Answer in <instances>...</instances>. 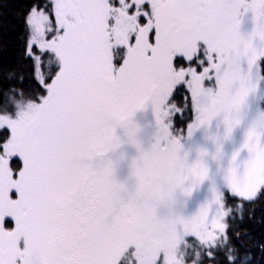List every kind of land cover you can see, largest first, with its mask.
I'll return each instance as SVG.
<instances>
[{
  "label": "snow or ice",
  "instance_id": "6c2138e0",
  "mask_svg": "<svg viewBox=\"0 0 264 264\" xmlns=\"http://www.w3.org/2000/svg\"><path fill=\"white\" fill-rule=\"evenodd\" d=\"M11 3L0 264H264V111L245 134L247 159L236 151L220 167L250 103L264 102V0ZM148 108L145 148L133 118ZM193 113L189 138L222 125L211 153L184 150L179 126ZM125 143L137 155L120 182L124 155L112 157ZM205 183L210 195L193 204Z\"/></svg>",
  "mask_w": 264,
  "mask_h": 264
},
{
  "label": "rangeland",
  "instance_id": "374dc122",
  "mask_svg": "<svg viewBox=\"0 0 264 264\" xmlns=\"http://www.w3.org/2000/svg\"><path fill=\"white\" fill-rule=\"evenodd\" d=\"M252 28L253 24L251 21V15L249 14L243 20V23L241 25V33L247 36L252 31ZM260 111H264L263 102H257L253 100L250 103L249 109L245 111L241 125L233 131L231 139L224 144V159L221 162L220 167L226 168L231 158V155L236 151H240V156L238 157L239 162H243L247 159L246 150H241V148L248 128L256 119ZM194 118L195 116L193 113L192 121L186 124L185 129H183L184 131L181 133V142L183 144L184 150L190 153L191 156H195L196 152L201 149L207 150L210 153L213 152L214 145L210 137L216 134L218 131L222 132V125L218 128L217 122L214 121L210 129H199L194 132L193 135L189 138L187 136V126L189 123L194 121ZM133 123L141 130L138 136V140L143 145V147H149L150 144L153 142V137L155 133L154 118L151 108L137 112L133 118ZM117 134L120 135L123 139L122 130L118 129ZM120 154L124 155V159L116 167V179L120 182H125L128 180L129 177V165L131 163V160L135 158L137 153L135 148L125 143L122 148L118 151L116 156H113L112 158L116 159ZM209 163L212 167L214 178L218 179L219 176L223 173L218 172L217 164L212 163L211 161ZM209 195V184L205 183L200 188V190L194 194L192 198V203L194 204L195 202L202 201L205 197Z\"/></svg>",
  "mask_w": 264,
  "mask_h": 264
},
{
  "label": "trees",
  "instance_id": "16d2710c",
  "mask_svg": "<svg viewBox=\"0 0 264 264\" xmlns=\"http://www.w3.org/2000/svg\"><path fill=\"white\" fill-rule=\"evenodd\" d=\"M16 15V7L9 0V7L0 10V40L9 45L11 50L14 47L16 33L12 30L19 27V22L14 18ZM264 109V102H263ZM192 121V115L182 123L179 127L185 129L186 124Z\"/></svg>",
  "mask_w": 264,
  "mask_h": 264
}]
</instances>
